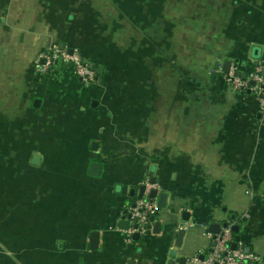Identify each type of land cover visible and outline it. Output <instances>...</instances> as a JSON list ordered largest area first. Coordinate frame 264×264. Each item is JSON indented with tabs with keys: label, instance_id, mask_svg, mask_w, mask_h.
<instances>
[{
	"label": "crops",
	"instance_id": "crops-1",
	"mask_svg": "<svg viewBox=\"0 0 264 264\" xmlns=\"http://www.w3.org/2000/svg\"><path fill=\"white\" fill-rule=\"evenodd\" d=\"M61 43L95 83L35 74ZM227 61L264 66V0H0V264H185L210 224L264 264V115ZM141 186L167 206L128 237Z\"/></svg>",
	"mask_w": 264,
	"mask_h": 264
},
{
	"label": "built area",
	"instance_id": "built-area-1",
	"mask_svg": "<svg viewBox=\"0 0 264 264\" xmlns=\"http://www.w3.org/2000/svg\"><path fill=\"white\" fill-rule=\"evenodd\" d=\"M69 65L72 73L84 85L95 83L96 75L91 66L84 62L74 51L71 53L67 49H60L57 45H52L47 50L39 53L33 61V70L36 75L43 77L47 75L56 64ZM264 66H257L252 73L242 74L238 71L237 65L229 67L228 72L222 74L221 79L225 86L236 93H251L259 102L261 114L264 115ZM253 82V85L250 84ZM147 184V183H146ZM149 184H147V187ZM145 187L143 198L138 200L133 207H130L131 226L125 233L132 236H146L149 232L150 218L155 216L158 209L153 199H149V189ZM132 219H136L132 223ZM205 230V226H202ZM212 239L213 245L210 252L201 260L200 255H195L188 259L185 264H249L253 257L248 254L242 246L232 245L233 240L229 227L220 230V234L214 235L205 233Z\"/></svg>",
	"mask_w": 264,
	"mask_h": 264
},
{
	"label": "water",
	"instance_id": "water-1",
	"mask_svg": "<svg viewBox=\"0 0 264 264\" xmlns=\"http://www.w3.org/2000/svg\"><path fill=\"white\" fill-rule=\"evenodd\" d=\"M60 49H64V44H59L58 46ZM70 53L72 52V50H68ZM229 66H230V63L227 61L224 66L221 68V72L223 73H227L228 72V69H229ZM217 69V67H215V70ZM101 67H98L96 69V74L100 77L102 75V72H101ZM262 75H264V72L262 73ZM215 78V73H212L210 75V81L213 82ZM251 85H253V82H250ZM37 102V101H35ZM260 131L264 133V126H262L260 128ZM100 172V167L98 164H92L90 166V173L93 174V175H98ZM151 183H154V180L152 179L151 180ZM145 187L144 186H141L139 188V193H138V199H141L143 198L144 196V189ZM131 194H133V191L131 192ZM147 197L149 199H156V207L158 209V211L160 210H164L166 209V206H167V199H168V193H159L156 191V190H151L149 192V194L147 195ZM134 206V205H133ZM132 206V207H133ZM186 216L184 218L183 216V219H188L189 218V215L187 213H184ZM233 219V217L231 218ZM155 220V216H152L150 218V221L153 222V233L154 234H158L160 232L159 228H160V222H157V221H154ZM136 222V219H132V223H135ZM118 226L121 230L123 231H126L128 228H130L131 226V221H130V213H128V211H124L122 217H120L119 221H118ZM223 227H226V224H223ZM231 232L232 233H238L239 231V227L237 225H233L231 228ZM208 230L213 233L214 235H217V234H220V225L219 224H210L208 226ZM98 233H92L90 235V239H89V249L91 250H95L97 249V246H98ZM133 236H137L136 234H134ZM246 252H248V250H246ZM204 258L203 255H201L200 259L202 260Z\"/></svg>",
	"mask_w": 264,
	"mask_h": 264
}]
</instances>
